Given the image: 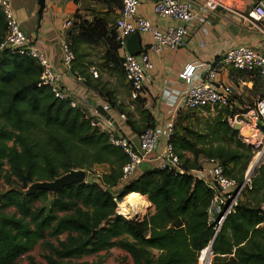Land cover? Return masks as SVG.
Here are the masks:
<instances>
[{"label":"trees","instance_id":"obj_1","mask_svg":"<svg viewBox=\"0 0 264 264\" xmlns=\"http://www.w3.org/2000/svg\"><path fill=\"white\" fill-rule=\"evenodd\" d=\"M105 2L109 11L121 6L118 0ZM73 20L68 32L72 50L103 44L105 69L124 76L118 35L107 19L90 22L76 14ZM6 32L0 11V44ZM237 73L252 81L255 89L262 83ZM41 74L34 60L0 53V182L9 185L0 195V264H18L41 241L64 235L58 247L47 245L46 264H80L75 260L114 248L125 251L134 264H199L201 255L200 264H211L212 256V264H264V163L253 172L251 188L243 193L247 200L238 202L216 233L210 217V189L190 175L157 168L123 181L128 154L110 142L106 130L93 125L95 119L86 109L73 108L71 99H57L49 87H39ZM82 77L84 84L108 100L112 110L126 117L125 124L135 135L140 137L156 126L145 98L131 100L132 114L146 121L147 128L141 131L99 77ZM181 114L169 142L183 167L197 169L202 159L214 158L242 183L252 146L241 133L221 117L208 134L187 126L177 131ZM122 134L116 131L118 137ZM101 165L107 171L93 181L65 185L55 194L45 188L28 191L35 183L54 182L73 170L91 172ZM128 196L147 197L153 212L142 220L126 218L119 213V203ZM50 201L48 209L37 206ZM8 208L16 212L5 213Z\"/></svg>","mask_w":264,"mask_h":264},{"label":"built area","instance_id":"obj_2","mask_svg":"<svg viewBox=\"0 0 264 264\" xmlns=\"http://www.w3.org/2000/svg\"><path fill=\"white\" fill-rule=\"evenodd\" d=\"M120 8L114 29L118 35L121 55V69L125 79L131 87V100L144 98L147 73L153 69L150 53L161 54L164 50L175 51L187 46V31L182 26H169L161 31L149 19L138 15L140 0H118ZM225 8L219 0H157L153 6V13L161 19L190 23L197 21L202 25L210 24L211 15L218 9ZM0 11L7 23V32L0 44V53L8 51L12 55H19L34 60L41 68V86L49 87L57 99L68 100V94L59 86V77L56 76L51 61L43 51L22 30L20 21L12 5V0H0ZM235 12V11H234ZM245 25L264 39V0H258L246 12H235ZM74 20H67L63 25L65 30L71 29ZM134 34H151V43L139 56L131 55L126 49L127 37ZM205 43L202 42V46ZM62 60L67 68H71L76 57L68 40V34L61 38ZM222 69H230L243 72L251 79L258 78L264 84V49H255L252 46H236L229 49L224 55L207 65L191 64L179 76L180 82L185 85L181 91L166 92L169 100L170 118L163 127L148 128L138 139L135 145L127 137H118L113 125L104 128L95 121L93 125L106 130L110 136V142L122 148L129 156L130 161L123 168L122 180L129 179L143 162H149L153 168L170 170L180 175H190L194 180L201 181L213 192V200L210 206V217L215 222V215L223 213L220 222L216 223V233L222 228L226 218L235 211L239 197L247 188H251L252 174L264 163V88L259 93L252 106L240 103V96L232 86L223 83L216 84V79ZM91 74L98 78L99 74L92 69ZM78 80L84 83L83 78ZM71 107L77 108L72 101ZM110 113L109 106L104 107ZM229 111L228 123L232 128L240 126V131H251L250 138L243 137V141L263 151V156L256 162L252 173L249 175L248 167L244 181L240 183L236 178L230 177L224 165L217 159H202L200 167L186 170L182 160L169 142L174 133L177 117L183 111L204 112L215 109ZM123 122L124 115L119 116ZM165 142L160 152L158 148L160 140ZM136 148V152L133 150ZM154 155V156H152ZM260 164V165H259ZM238 189V190H237ZM237 190V191H236ZM120 214H123L119 211ZM124 216V215H123ZM127 218V217H126Z\"/></svg>","mask_w":264,"mask_h":264},{"label":"crops","instance_id":"obj_3","mask_svg":"<svg viewBox=\"0 0 264 264\" xmlns=\"http://www.w3.org/2000/svg\"><path fill=\"white\" fill-rule=\"evenodd\" d=\"M219 1L225 8H218L211 15L210 24L202 25L197 21L180 23L178 21L161 19L153 13V6L157 0H140L138 15L149 19L161 31H165L169 26H182L187 31L186 47L175 51L166 49L161 54L150 53L153 69L147 73L144 98L146 99V108L150 110L155 118L157 127H163L165 122L170 118V104L166 98V92L172 93L185 89V85L180 82L179 76L189 65L196 63L207 65L236 46H252L255 49H264V39L255 30L244 32L242 30L243 20L235 13L247 11L243 7V2H246V0ZM16 2L23 4L28 2L35 14L32 17L34 16L35 20L39 18L37 14V0H17ZM46 4V9L42 18L39 19L37 26L33 20L31 21L26 17V21L20 22L22 30L46 52L56 76L60 79L59 86L68 94V97L78 107L86 109L89 115L94 117L96 123L104 128H110V123L98 112L100 106H109L108 100L78 80L79 77L83 78V75L93 78L91 71L96 67L94 63L88 61V63L78 64L82 60L79 59L81 48H92L95 46L82 45L77 48L76 59L69 69L64 65L62 60L61 38L70 31V29L65 30L63 25L67 20H72L76 14L90 22L95 18H105L108 21L109 27H114L118 17V8H112L111 13L115 15L116 19L114 17L111 19L106 15L111 8H108L105 0H46ZM140 36L142 50H145L153 43L152 35L140 34ZM202 42L205 43L204 46H202ZM105 49L104 45V51ZM81 56L87 55L84 53ZM85 59L88 60L90 57H84L83 60ZM101 82L106 88H111L113 101L125 106L129 105V108L134 110V105L129 104L131 100L130 89H127V92L124 89V85L128 84L124 76L117 72L112 73L107 68L102 74ZM215 83L232 86L240 97L244 96L240 103L245 106H252L256 101L255 97L252 96L254 83L233 70L222 69ZM113 113L119 117L116 111ZM118 122L122 133L133 142V137L136 135L125 122L122 120ZM164 142L165 140L162 139L158 152L161 151ZM152 168V164L149 162L144 166L140 165L129 179L140 175L146 169Z\"/></svg>","mask_w":264,"mask_h":264},{"label":"rangeland","instance_id":"obj_4","mask_svg":"<svg viewBox=\"0 0 264 264\" xmlns=\"http://www.w3.org/2000/svg\"><path fill=\"white\" fill-rule=\"evenodd\" d=\"M16 1L17 0H12V5H13V8L16 12L17 17H18V20L20 22L26 21V17H27L31 21L33 20V22H35V24L37 26L40 18L35 20L34 16L32 17V15H35L34 11L32 10V6L28 2L26 4H23L21 2H16ZM256 2H257V0H251V1L246 0V2H243V7H245V9L248 10L252 6V4L256 3ZM38 10H39V6H38ZM106 15L111 19L113 17L116 19L115 15L112 14L111 11L106 13ZM242 26H243L242 30L244 32L245 31H252V29H250L247 25L242 24ZM73 50L76 54L75 49H73ZM103 52H104V45L103 44H100V45L92 47V48L91 47H82L81 51H79V59H82V60L79 61L78 65H80L81 63L82 64L88 63V61L94 63V65L96 66L95 69L99 74L98 80L102 79V74L106 70L104 63H103V58H102ZM84 53L87 55L84 57L89 56L90 59L83 60L84 57H82L81 55L82 54L84 55ZM262 88H264L263 83H258L257 89L253 88L252 96L255 97V100L260 95L259 93L261 92L260 90ZM110 89H108V90H110ZM124 89H125V92H127V89H130V85L129 84L124 85ZM112 95H113V93H112ZM242 97H244V96L240 97L241 98L240 101H242ZM112 103H116V102L112 101ZM129 104H133L131 102V100L129 101ZM124 107L126 108L125 109L126 112H129L131 114L133 113L132 110L129 108V105H127V106L124 105ZM113 112H114L113 110H110V113L119 121L120 120L119 117H117V115H115ZM131 114H130L131 119L135 123L136 127L138 129H140L141 131L145 130L147 128L146 121L139 114H136V113H135V115L134 114L131 115ZM181 115H182V117L179 119V126L177 128V131H181L182 126H187L193 132L200 133V134L210 133L212 127H214L213 126L214 120L217 119L218 117H221L222 118L221 120H226L227 122L229 119V111H226L224 109H219V108L215 109V111L206 110L204 112H194V113L183 111ZM240 133L242 136H243V134H245L241 131H240ZM138 139H139V135L136 134V136L133 137V143L135 145H138V143H139ZM161 140H160L159 146H161ZM260 151H258V149H256L255 147H252V157H251V161L249 163V166L255 160L256 156L258 155V153ZM263 160H264V156L262 157V161ZM145 164H147V162L141 163V165H143V166ZM107 168H108L107 166L101 165V166H96L91 172H87L86 170H73L71 172L72 173L73 172L85 173V175H86L85 181H93L94 179H98L99 175L101 173L106 172ZM147 170H150V169H146V170L142 171L140 174H143ZM64 177H66V175L63 176V178ZM62 181H64V180L61 178V179H57L56 181L51 182V183H42L41 182L40 184L51 185L50 186V192H51V194H53L54 193V186L56 185L55 182L61 183ZM35 184H39V183H35ZM33 185H31L30 188ZM30 188L28 189V191L30 190ZM8 189H9V185L5 182V180H2L0 182V195L2 193H4L5 191H7ZM143 197L146 200L139 197L137 199V201H135L133 203V207H131V209H129L130 207L128 208V210H129L128 214L123 213L120 210V207H119V211L121 213H123L122 215H124L128 219H135V217L138 216L137 220H142L146 215H148L150 212H153V210H154L152 205L149 203L148 198L145 196H143ZM239 198L240 199L238 200V202L239 201L245 202L247 200L245 196L243 197V194ZM122 202H124V200ZM122 202L119 203V205H121ZM37 206L38 207H45L46 209H48L51 207V201L46 202V203H38ZM125 210L127 211V209H125ZM15 212H16V210L14 208H8L7 210H5V213H7V214H14ZM263 228H264V226H263ZM65 239H66V235H64L60 238L48 237L45 241H41L32 251H30L26 255L21 256L18 259L17 263L18 264H46L45 257L50 254V251L47 248V245L58 247L59 240H65ZM213 257L214 256H212L211 264L213 263ZM75 262L80 263V264H134L132 258L125 251L120 250L118 248H114L108 252H103L99 255L83 257L81 259L75 260Z\"/></svg>","mask_w":264,"mask_h":264},{"label":"water","instance_id":"obj_5","mask_svg":"<svg viewBox=\"0 0 264 264\" xmlns=\"http://www.w3.org/2000/svg\"><path fill=\"white\" fill-rule=\"evenodd\" d=\"M37 2H38V6H39V10H38L37 14H38V17L41 19L42 15H43V13H44V11L46 9V5L47 4H46V0H37ZM126 49L131 55L136 56V57L139 56L143 52L140 34H134V35H131V36L127 37V39H126ZM98 112H99V114L101 116H103L106 119V121H108L111 125H113V127L115 128L116 131H119L120 133H122V129L120 128L118 120L111 113L106 111L103 106L99 107ZM258 124L261 127L264 126L263 122H261V121ZM240 129H241L240 126H237L235 128V130L239 131V132H240ZM251 134H252V132L249 131V132H246L245 134H243V136L245 138H250ZM122 136L124 137L125 135L122 134ZM133 150L136 152V148L134 146H133ZM85 176H86L85 173H82V172H73V173L70 172L69 175L68 174L66 175V177H64V178L61 177L64 181H62L61 183L55 182L56 185L54 186V193L53 194H55V192L57 190L61 189L65 185H68V184H71V183H76V182H84L85 181ZM61 178H59V179H61ZM44 183H51V182H44ZM50 186L51 185L40 184V183L39 184H34L30 188L29 192H32V191H34L37 188H45V189L49 190V192H50ZM222 216H223V213L216 214L215 215V222L216 223L220 222L221 219H222ZM137 219H138V216L135 217V220H137ZM214 240H215V238L211 241V244L209 246V247H211V254H213L212 247H213Z\"/></svg>","mask_w":264,"mask_h":264},{"label":"bare ground","instance_id":"obj_6","mask_svg":"<svg viewBox=\"0 0 264 264\" xmlns=\"http://www.w3.org/2000/svg\"><path fill=\"white\" fill-rule=\"evenodd\" d=\"M243 133H246V131H243ZM263 156V151H260L258 153V155L256 156L255 160L253 161L250 169H249V175L252 173L253 169H254V166L256 164V162H258V160ZM137 201V199L134 197V196H128L126 197V199H124V202H122L121 205H119L120 207V210L125 213V214H128V208L131 209V207H133V203ZM127 205V206H126ZM127 209V211L125 210ZM211 248V247H210ZM202 256V255H201ZM202 257L200 258L199 260V264H200V261H201Z\"/></svg>","mask_w":264,"mask_h":264}]
</instances>
